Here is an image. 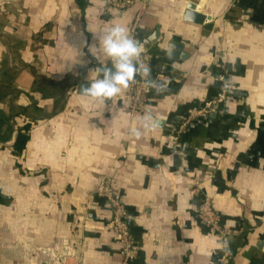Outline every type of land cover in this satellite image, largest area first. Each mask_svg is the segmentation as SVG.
Masks as SVG:
<instances>
[{"label":"crops","instance_id":"crops-1","mask_svg":"<svg viewBox=\"0 0 264 264\" xmlns=\"http://www.w3.org/2000/svg\"><path fill=\"white\" fill-rule=\"evenodd\" d=\"M114 24L155 34L150 79L166 84L134 115L128 87L80 92ZM219 75L229 97L177 133ZM102 178L127 209L130 264H264V0H0V264H121ZM203 194L235 230L228 247L196 218Z\"/></svg>","mask_w":264,"mask_h":264},{"label":"built area","instance_id":"built-area-1","mask_svg":"<svg viewBox=\"0 0 264 264\" xmlns=\"http://www.w3.org/2000/svg\"><path fill=\"white\" fill-rule=\"evenodd\" d=\"M145 0H104L106 7L115 10H122L135 3H144ZM135 25L130 30V35L137 41ZM154 54L145 50L141 55V61L151 68ZM150 79V78H148ZM219 79L223 82L221 92L207 100L202 106L191 108L180 119L177 127V133L183 132L189 125L198 117H207L214 115L218 110L220 102L229 97L230 88L223 75H219ZM151 80V79H150ZM151 85L146 82V78L142 73H138L136 78L129 82L128 92L125 96L127 100L128 110L131 115L138 113L146 104L150 93ZM95 194L105 198L111 209V218L109 225L117 235V240L120 244L119 253L121 255V264H130L131 260L137 255V250L134 247L131 237V231L127 218V209L124 202L114 193L113 188L108 179L102 178L96 189ZM196 218L209 229L215 232L219 242L223 247H228L235 230L223 225L218 212L212 206L211 199L203 194L199 198L196 209Z\"/></svg>","mask_w":264,"mask_h":264},{"label":"clouds","instance_id":"clouds-1","mask_svg":"<svg viewBox=\"0 0 264 264\" xmlns=\"http://www.w3.org/2000/svg\"><path fill=\"white\" fill-rule=\"evenodd\" d=\"M154 38L155 34H151L140 43L129 34L126 26L121 24L110 26L100 39V47L106 57L104 64L96 67L88 82L81 85V94L93 98H111L127 88L138 73H142L146 82L157 91H162L166 84H157L148 79L151 76V68L140 59L145 51L144 45ZM145 121H151L152 126L159 123L151 115L146 116ZM133 134L140 136L141 132L134 129Z\"/></svg>","mask_w":264,"mask_h":264},{"label":"trees","instance_id":"trees-1","mask_svg":"<svg viewBox=\"0 0 264 264\" xmlns=\"http://www.w3.org/2000/svg\"><path fill=\"white\" fill-rule=\"evenodd\" d=\"M26 139V134L18 133L13 143L14 149L20 151L25 146Z\"/></svg>","mask_w":264,"mask_h":264},{"label":"water","instance_id":"water-1","mask_svg":"<svg viewBox=\"0 0 264 264\" xmlns=\"http://www.w3.org/2000/svg\"><path fill=\"white\" fill-rule=\"evenodd\" d=\"M187 15H188L187 18L194 20L196 22H199V23L204 20L203 15L197 14L195 12H187ZM171 48H172V51L173 50L176 51L179 48V46H177L176 44H171ZM173 53L175 52L173 51Z\"/></svg>","mask_w":264,"mask_h":264}]
</instances>
